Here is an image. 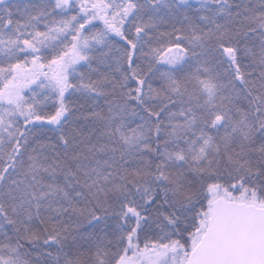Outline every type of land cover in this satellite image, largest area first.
Listing matches in <instances>:
<instances>
[{
	"label": "snow or ice",
	"instance_id": "obj_1",
	"mask_svg": "<svg viewBox=\"0 0 264 264\" xmlns=\"http://www.w3.org/2000/svg\"><path fill=\"white\" fill-rule=\"evenodd\" d=\"M0 264H264V0H0Z\"/></svg>",
	"mask_w": 264,
	"mask_h": 264
}]
</instances>
